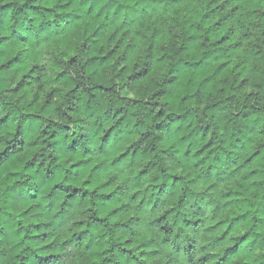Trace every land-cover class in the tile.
Returning <instances> with one entry per match:
<instances>
[{
  "label": "clouds",
  "instance_id": "clouds-1",
  "mask_svg": "<svg viewBox=\"0 0 264 264\" xmlns=\"http://www.w3.org/2000/svg\"><path fill=\"white\" fill-rule=\"evenodd\" d=\"M0 264H264V0H0Z\"/></svg>",
  "mask_w": 264,
  "mask_h": 264
}]
</instances>
